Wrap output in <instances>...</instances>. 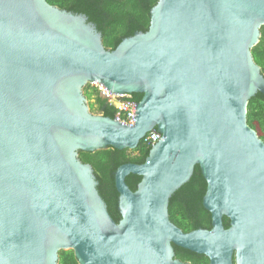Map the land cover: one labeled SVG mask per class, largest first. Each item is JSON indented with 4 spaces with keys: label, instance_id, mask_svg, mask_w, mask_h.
Returning <instances> with one entry per match:
<instances>
[{
    "label": "water",
    "instance_id": "obj_1",
    "mask_svg": "<svg viewBox=\"0 0 264 264\" xmlns=\"http://www.w3.org/2000/svg\"><path fill=\"white\" fill-rule=\"evenodd\" d=\"M263 27L264 0H158L149 31L112 51L85 16L0 0V264H59L62 251L79 264H188L174 245L210 264H264V141L248 123L264 95ZM87 85L143 95L134 125L94 114ZM154 130L146 162L115 172L117 223L80 152L133 151ZM196 166L212 229L185 233L169 204Z\"/></svg>",
    "mask_w": 264,
    "mask_h": 264
},
{
    "label": "trees",
    "instance_id": "obj_2",
    "mask_svg": "<svg viewBox=\"0 0 264 264\" xmlns=\"http://www.w3.org/2000/svg\"><path fill=\"white\" fill-rule=\"evenodd\" d=\"M49 4L75 15L87 17L88 22L96 26L102 33L106 49L116 50L121 42L133 37L139 32H148L151 23V11L158 0H47ZM259 44L253 49L256 63L261 67L264 75V27ZM84 94L89 101L94 114L116 118V108L109 105L102 97L99 88L87 85ZM130 100L140 102L141 94H133ZM248 123L257 131L264 141V95L258 93L248 106ZM152 146L143 139L137 149L130 151L109 148L97 152H80V159L90 164L99 182L98 190L108 206L112 218L119 223L122 216L118 210L119 193L115 183V172L128 163L144 164L149 157ZM142 178L130 175L127 184L133 191H137ZM207 191V182L201 168L196 166L191 180L180 188L170 199V220L185 233L197 229H212V217L203 205ZM226 228L230 227V220L224 219ZM175 258L188 264H210L209 258L174 245ZM59 264H79L74 251L60 252Z\"/></svg>",
    "mask_w": 264,
    "mask_h": 264
},
{
    "label": "built area",
    "instance_id": "obj_3",
    "mask_svg": "<svg viewBox=\"0 0 264 264\" xmlns=\"http://www.w3.org/2000/svg\"><path fill=\"white\" fill-rule=\"evenodd\" d=\"M99 90L101 92L102 97H104L109 105L116 108V117L119 119L120 122L123 124L132 126L136 122L135 120V102L130 100L129 96H117L108 94L106 89L103 86H99ZM162 139V135L157 131L154 130L150 134L147 135L145 138V143L150 146H154Z\"/></svg>",
    "mask_w": 264,
    "mask_h": 264
},
{
    "label": "rangeland",
    "instance_id": "obj_4",
    "mask_svg": "<svg viewBox=\"0 0 264 264\" xmlns=\"http://www.w3.org/2000/svg\"><path fill=\"white\" fill-rule=\"evenodd\" d=\"M93 86L99 88V85H93Z\"/></svg>",
    "mask_w": 264,
    "mask_h": 264
}]
</instances>
